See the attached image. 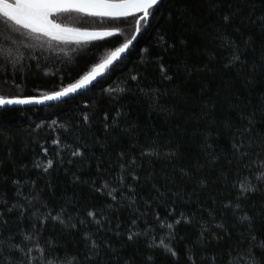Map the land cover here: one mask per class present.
<instances>
[{
	"label": "trees",
	"instance_id": "trees-1",
	"mask_svg": "<svg viewBox=\"0 0 264 264\" xmlns=\"http://www.w3.org/2000/svg\"><path fill=\"white\" fill-rule=\"evenodd\" d=\"M224 15L230 22L223 21ZM261 16L264 0H163L123 62L110 76L99 78L100 83L40 107H0V264H253V253L258 264H264V180L256 179L264 173ZM55 19L77 27L119 26L125 35L95 41L94 56L75 44L53 42V47L37 49L27 45L39 43L26 33L12 35L6 43L0 18V48L15 43L23 54L19 63L15 53L9 58L0 54V95L39 96L58 90L133 29L131 17L113 21L71 12L56 14ZM160 35L175 47L165 50L157 42ZM230 41L244 63L225 67L233 51ZM58 48L66 55L51 53ZM160 62L171 80L162 78ZM124 88L130 90L120 92ZM253 114L252 130L245 132L249 124L241 116ZM226 120L230 128H225ZM241 139L246 156L232 147L233 140ZM77 147L83 156L71 155ZM144 148H155L159 155L142 156ZM171 151L176 155H168ZM213 155L218 160L212 161ZM47 159L53 165L44 172ZM122 164L124 185L132 184L134 193L116 179ZM130 173L139 179L132 180ZM104 181L117 190L119 203L94 190ZM249 183L257 190L241 195L240 185ZM122 195L134 197L135 203L121 200ZM236 204L240 208L234 211ZM61 208L66 209L62 218L75 228L50 216L41 221ZM88 210L97 213L103 228L87 216ZM157 212L166 222L181 220L174 224L172 236L159 226ZM245 213L252 217L251 229L238 219ZM133 219L135 231L143 233L149 226L154 231L129 241L126 232ZM204 224L208 227L201 237ZM85 232L101 244L92 260L85 259L90 247ZM161 238L177 256L162 247H148ZM17 244L23 251L12 247ZM148 256L153 259L146 261Z\"/></svg>",
	"mask_w": 264,
	"mask_h": 264
},
{
	"label": "snow or ice",
	"instance_id": "snow-or-ice-1",
	"mask_svg": "<svg viewBox=\"0 0 264 264\" xmlns=\"http://www.w3.org/2000/svg\"><path fill=\"white\" fill-rule=\"evenodd\" d=\"M163 0H0V18H3V32L5 35V42L7 43L10 40L12 35H18L21 33H26L28 36L32 37L34 40L38 41L39 44L30 45L31 47H41L43 48L45 44L48 47H53V42L56 44L63 45H71L75 44L79 47V49L85 52L86 55L94 56V53L91 51V46H94V42L97 40H102L104 38L113 37L116 35L124 36L125 29L119 26L114 27H105V28H89V27H81V28H73L68 27L64 24L58 23L55 19V15L59 13H81L85 16H93V17H101V18H110L113 21H120L121 19H126L131 17L133 20V29L130 36H127L123 39V42L119 43L118 46L111 48L107 53H105L102 58L98 60H93L92 62H86L84 66L77 73V77H72L71 82L67 84L61 83L58 90H53L45 93L40 96H4L0 95V107L7 105H26V104H43L48 101H56L61 100L62 98L69 97L70 95L79 92L82 89H88L89 86H95L94 82L100 83L99 78H103L105 76H110L112 72L116 70V68L123 62L126 58L127 54L130 51L133 42L137 40V36L141 34L142 30L149 25L151 18L155 15L157 11H159V7L162 4ZM262 27H264V16L257 18ZM224 22H230V16H223ZM249 39H251L249 37ZM157 42L161 46H165V50L169 47H175L174 44H169L164 35H160L157 38ZM183 43V41H181ZM233 45V51L231 53V58L225 67L235 66L238 63H244L241 60V53L238 46H234V41H230ZM247 43V41H246ZM13 50H15L16 62L19 63V57L23 54L20 52L19 47L13 43L12 48L4 49L0 48V54H3L5 51L8 56L13 55ZM59 51H64L63 48H58ZM147 52V49H144ZM159 59V58H158ZM261 60H264V53L261 54ZM159 72L164 80H171L172 77L168 75L167 69L165 65L160 62L159 63ZM82 73V74H81ZM63 80V77L61 78ZM132 81H136L138 79L137 75H132L130 77ZM130 89H120V92L129 91ZM109 91H111L109 89ZM141 92H144V89H140ZM155 91H159L158 89ZM262 105H264V97L261 99ZM214 105L212 108L214 109ZM120 113L117 112V116ZM207 115V113H204ZM242 119H246L249 127L245 128V132H251V125L254 124V114L253 116L244 117L241 116ZM85 122L89 120L87 114L83 116ZM108 119V113H105V120ZM225 128H230L231 121H224ZM105 128L109 127L108 123H105ZM243 136V133L240 132V129L236 130ZM54 144H59L58 140L53 141ZM251 143V141H249ZM207 147H211V145H207ZM232 147L236 152H239L241 156L248 155L247 152L243 151L244 140L241 139L239 142L233 140ZM43 151L47 153V148H44ZM72 156H83V152L80 147H77L72 153ZM121 157L125 156L124 152L119 153ZM141 155H159L155 148H144L141 152ZM168 155L175 156L176 152L171 151ZM212 161L218 160V157L213 155L211 156ZM71 162V161H70ZM131 163L135 164V158L131 161ZM264 165V161L260 162ZM53 165L52 159H47L46 166H44V172L48 171V168ZM36 167H41V164H36ZM122 174L116 179L119 181V184L123 187H127L133 193L135 192V188L132 184L124 185V181L126 179V175L123 170L125 169V165H120ZM185 175L188 173L181 169ZM131 176L132 180H138L139 177L135 175V173L128 174ZM79 180V177H76ZM257 180H264V173L258 174L256 177ZM14 183H19L18 181H14ZM201 183H205V181H201ZM95 184V181H93ZM241 187V195L248 191H256L255 185L249 183L247 186L244 184L240 185ZM94 190L96 192H100L108 197H111L113 201H117V190L115 188L109 189V184L107 181H104L100 187H95ZM129 199L132 203H135V199L132 196H121V200ZM118 203L120 201H117ZM231 205V201H229L228 207ZM23 207L22 205L20 206ZM109 208L112 205H108ZM240 205L236 204L235 209H239ZM10 210V209H9ZM174 209H170V212H174ZM66 209L61 208L60 212L57 213L56 216H51V212L49 211L48 216L41 217V221L46 220L49 216L53 220H58L60 223L65 224L67 227L75 228L76 224L67 223L61 216V213H65ZM211 214V213H210ZM2 215V213H0ZM23 215V212L21 213ZM156 219L158 221L159 226L163 229L166 227L170 231L167 235L172 236V231L174 229V224H179L181 222L180 219H176L174 222H166V219H160V214L157 212ZM87 216L91 217L93 221L100 227L103 228V224L101 221L97 219V213L88 210ZM181 217L186 222H191V217L184 216L181 213ZM71 217H69V220ZM238 219L241 223L247 222L249 229L252 228V217H250L247 213L242 216H239ZM7 223V221H5ZM81 224L85 223V221L81 220ZM137 226V221L135 219L131 220V224L129 225V229L126 232L127 239L132 241L134 238H137L141 235H148L149 231H154L149 226L148 229H145L143 233L139 231H135L134 229ZM117 228L120 226L117 225ZM207 225H202L204 230L201 231L200 236H204V231L207 230ZM218 228H223V224L217 225ZM86 241L90 240V247H88V254L85 257L87 260H92L96 256H98V251L101 248V244L97 242V240L92 239L89 233L85 232ZM115 235L119 236L120 232L116 231ZM29 237H25L28 239ZM155 237H152V240L155 241ZM219 239V237H217ZM251 241L256 240V236L254 233L250 235ZM108 247H111L110 243L105 242ZM255 245H253L254 247ZM12 247L20 248V245H12ZM148 247H162L166 252L171 253L173 257L177 256V252L174 248L171 247L169 243H165L163 238L159 239L158 243H149ZM260 248L264 250V242L260 244ZM2 250V249H0ZM32 249H28L30 252ZM251 251V248L249 249ZM153 259L152 256H148L146 261H151ZM189 259H192L189 257ZM215 257H213V260ZM127 264V262H125ZM192 264H195V261H192ZM253 264H258V261L254 258L253 253Z\"/></svg>",
	"mask_w": 264,
	"mask_h": 264
},
{
	"label": "water",
	"instance_id": "water-1",
	"mask_svg": "<svg viewBox=\"0 0 264 264\" xmlns=\"http://www.w3.org/2000/svg\"><path fill=\"white\" fill-rule=\"evenodd\" d=\"M74 13H75V12H74ZM78 14H81V13H78ZM81 15H84V14H81ZM84 16H85V15H84ZM90 17H93V16H90ZM98 18H101V17H98ZM57 22H58V23H61V22H59V21H57ZM61 24H64V23H61ZM64 25H66V26H68V27H73V28H81V27H77V26L69 25V24H64ZM104 39H105V38H104ZM134 42H135V41H134ZM134 42H133V44H134ZM94 83H95V82H94ZM89 87H91V86H89ZM85 90H86V89H82V90H80L79 92L70 95L69 97L62 98L61 100H64V99L70 98V97H72V96H75V95H77V94H79V93H81V92H83V91H85ZM42 95H44V94H42ZM39 96H40V95H39ZM61 100L48 101V102H45V103H43V104H36V103H33V104H26V105H19V104H17V105H7V106H2V107H40V106L48 105V104H51V103H54V102H58V101H61Z\"/></svg>",
	"mask_w": 264,
	"mask_h": 264
},
{
	"label": "rangeland",
	"instance_id": "rangeland-1",
	"mask_svg": "<svg viewBox=\"0 0 264 264\" xmlns=\"http://www.w3.org/2000/svg\"><path fill=\"white\" fill-rule=\"evenodd\" d=\"M27 45L30 46V45H32V44H29V43H28ZM27 45H26V46H27ZM24 46H25V45H24ZM30 47H31V46H30ZM34 48L39 49V47H34ZM13 53H15V52L13 51ZM51 53H54V54H57V53H63L64 55H66L65 50H64V51H57V50H54V49H53V50L51 51ZM5 56L8 57V58L10 57V56L7 55V52H6V51H5Z\"/></svg>",
	"mask_w": 264,
	"mask_h": 264
},
{
	"label": "flooded vegetation",
	"instance_id": "flooded-vegetation-1",
	"mask_svg": "<svg viewBox=\"0 0 264 264\" xmlns=\"http://www.w3.org/2000/svg\"><path fill=\"white\" fill-rule=\"evenodd\" d=\"M36 43H39V42H36Z\"/></svg>",
	"mask_w": 264,
	"mask_h": 264
}]
</instances>
